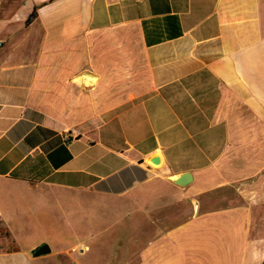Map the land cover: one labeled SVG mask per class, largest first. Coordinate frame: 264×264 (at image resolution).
I'll return each instance as SVG.
<instances>
[{
    "label": "crops",
    "instance_id": "crops-1",
    "mask_svg": "<svg viewBox=\"0 0 264 264\" xmlns=\"http://www.w3.org/2000/svg\"><path fill=\"white\" fill-rule=\"evenodd\" d=\"M33 187L86 199L77 264H264V0H0V222Z\"/></svg>",
    "mask_w": 264,
    "mask_h": 264
},
{
    "label": "rangeland",
    "instance_id": "rangeland-1",
    "mask_svg": "<svg viewBox=\"0 0 264 264\" xmlns=\"http://www.w3.org/2000/svg\"><path fill=\"white\" fill-rule=\"evenodd\" d=\"M234 194L230 188L214 191L209 194L213 202L208 207L224 206L235 199ZM16 195V199L12 198L5 209L7 225L0 222V241L4 242L8 238L14 242V235L21 251L27 253L35 241L50 245L51 253L44 256L43 260L35 259L32 264H77L73 259L74 253L79 247L87 245L79 246L76 240L81 238V234H87L89 221L84 213L87 205H77L76 202L86 199L80 198L72 190L52 191L38 187H33L29 193L18 191ZM30 206L31 215L28 211ZM89 255L81 257L79 264H90Z\"/></svg>",
    "mask_w": 264,
    "mask_h": 264
},
{
    "label": "water",
    "instance_id": "water-1",
    "mask_svg": "<svg viewBox=\"0 0 264 264\" xmlns=\"http://www.w3.org/2000/svg\"><path fill=\"white\" fill-rule=\"evenodd\" d=\"M151 163H157L160 161L159 154H155L154 156L150 157L148 159ZM192 177L191 174L188 172L182 173L178 176H175L172 178V180L179 184V185H185L191 181ZM50 252V247L47 243H42L37 246V248L32 252L34 256H41L48 254Z\"/></svg>",
    "mask_w": 264,
    "mask_h": 264
},
{
    "label": "built area",
    "instance_id": "built-area-1",
    "mask_svg": "<svg viewBox=\"0 0 264 264\" xmlns=\"http://www.w3.org/2000/svg\"><path fill=\"white\" fill-rule=\"evenodd\" d=\"M77 132L76 131H74V130H71V131H68L67 132V134H66V139L68 140V139H73V138H75L76 136H77Z\"/></svg>",
    "mask_w": 264,
    "mask_h": 264
},
{
    "label": "trees",
    "instance_id": "trees-1",
    "mask_svg": "<svg viewBox=\"0 0 264 264\" xmlns=\"http://www.w3.org/2000/svg\"><path fill=\"white\" fill-rule=\"evenodd\" d=\"M33 16H34V12L32 14H30V16H29V18L27 19L26 22H29Z\"/></svg>",
    "mask_w": 264,
    "mask_h": 264
}]
</instances>
